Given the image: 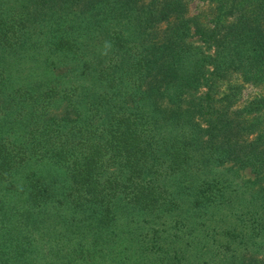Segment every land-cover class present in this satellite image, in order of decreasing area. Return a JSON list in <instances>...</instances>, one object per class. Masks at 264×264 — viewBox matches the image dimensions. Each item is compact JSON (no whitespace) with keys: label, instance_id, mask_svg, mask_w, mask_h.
I'll return each instance as SVG.
<instances>
[{"label":"trees","instance_id":"1","mask_svg":"<svg viewBox=\"0 0 264 264\" xmlns=\"http://www.w3.org/2000/svg\"><path fill=\"white\" fill-rule=\"evenodd\" d=\"M214 1L0 0V264H264V101L218 92L264 0Z\"/></svg>","mask_w":264,"mask_h":264},{"label":"rangeland","instance_id":"2","mask_svg":"<svg viewBox=\"0 0 264 264\" xmlns=\"http://www.w3.org/2000/svg\"><path fill=\"white\" fill-rule=\"evenodd\" d=\"M187 5V14L189 17L196 19V22L203 24L206 27L210 26L215 21V13L212 8H209L210 4H214L212 0H183ZM196 42V39L193 38ZM212 51V50H210ZM218 92L223 94L227 92L229 86L235 87L236 96L232 99L235 109H242L247 105H250L256 101H264V80L248 81L243 80L239 76H232L226 82H219ZM205 90H202V92ZM199 95V94H198ZM246 123L254 124L259 132H264V107L255 111L254 113L245 116ZM247 172V171H246ZM243 175V176H242ZM242 177H245V172H242Z\"/></svg>","mask_w":264,"mask_h":264}]
</instances>
